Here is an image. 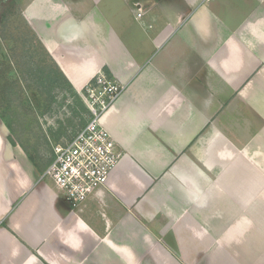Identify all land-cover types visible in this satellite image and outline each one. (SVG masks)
I'll return each mask as SVG.
<instances>
[{
  "label": "crops",
  "instance_id": "obj_1",
  "mask_svg": "<svg viewBox=\"0 0 264 264\" xmlns=\"http://www.w3.org/2000/svg\"><path fill=\"white\" fill-rule=\"evenodd\" d=\"M103 1L36 0L28 22L74 90L125 86L100 120L120 160L74 207L0 130V264H264V0L233 25L225 0H123L124 31Z\"/></svg>",
  "mask_w": 264,
  "mask_h": 264
},
{
  "label": "rangeland",
  "instance_id": "obj_2",
  "mask_svg": "<svg viewBox=\"0 0 264 264\" xmlns=\"http://www.w3.org/2000/svg\"><path fill=\"white\" fill-rule=\"evenodd\" d=\"M35 1L0 0V116H4V120L0 118V130L11 146L13 140L20 159H28L45 173L53 161V147L67 143L83 127L88 114L84 113L80 91L70 86L51 57L45 55L48 53L40 51L42 43L28 22L30 13L27 10H31ZM225 1L228 12H233L232 25L238 14L255 3L254 0ZM100 9L117 29L124 31L133 25L134 18L123 0H104ZM117 21L121 24L117 25ZM129 33L130 36L134 34L133 31ZM209 111L212 119H218L217 123L227 124L228 118L242 121L235 118L240 115L235 114L236 107L233 113L213 105ZM237 170L230 169L229 173L236 174ZM232 218L235 222L239 216Z\"/></svg>",
  "mask_w": 264,
  "mask_h": 264
},
{
  "label": "built area",
  "instance_id": "obj_3",
  "mask_svg": "<svg viewBox=\"0 0 264 264\" xmlns=\"http://www.w3.org/2000/svg\"><path fill=\"white\" fill-rule=\"evenodd\" d=\"M124 90V85L105 73L95 75L80 90L88 110L84 127L64 145L53 147V161L44 176L55 183L71 206L82 204L104 187L120 160L115 142L100 120Z\"/></svg>",
  "mask_w": 264,
  "mask_h": 264
},
{
  "label": "trees",
  "instance_id": "obj_4",
  "mask_svg": "<svg viewBox=\"0 0 264 264\" xmlns=\"http://www.w3.org/2000/svg\"><path fill=\"white\" fill-rule=\"evenodd\" d=\"M6 66H8V64L6 65ZM57 67V66H56ZM7 68V67H6ZM10 71V70H9ZM8 73V72H7ZM84 113L87 115L88 114V110L84 107ZM87 117H88V115H87ZM0 118L2 119V120H4V116H0ZM86 123V122H85ZM84 125L85 124H83V127H84ZM11 144H12V146H14L15 145V143L13 142V140H11ZM26 153H27V151L26 150H24ZM52 162V161H51Z\"/></svg>",
  "mask_w": 264,
  "mask_h": 264
}]
</instances>
